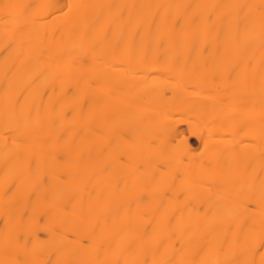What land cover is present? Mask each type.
Returning a JSON list of instances; mask_svg holds the SVG:
<instances>
[{
    "label": "bare ground",
    "instance_id": "obj_1",
    "mask_svg": "<svg viewBox=\"0 0 264 264\" xmlns=\"http://www.w3.org/2000/svg\"><path fill=\"white\" fill-rule=\"evenodd\" d=\"M0 264H264V0H0Z\"/></svg>",
    "mask_w": 264,
    "mask_h": 264
},
{
    "label": "rangeland",
    "instance_id": "obj_2",
    "mask_svg": "<svg viewBox=\"0 0 264 264\" xmlns=\"http://www.w3.org/2000/svg\"><path fill=\"white\" fill-rule=\"evenodd\" d=\"M190 141H191V143H194V144H196L195 138H193V137H190Z\"/></svg>",
    "mask_w": 264,
    "mask_h": 264
}]
</instances>
